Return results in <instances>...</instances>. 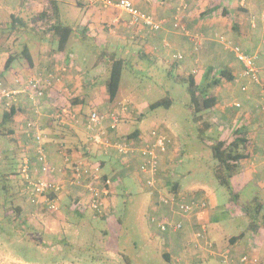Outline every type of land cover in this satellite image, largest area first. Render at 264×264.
<instances>
[{
	"label": "crops",
	"instance_id": "obj_1",
	"mask_svg": "<svg viewBox=\"0 0 264 264\" xmlns=\"http://www.w3.org/2000/svg\"><path fill=\"white\" fill-rule=\"evenodd\" d=\"M58 1L59 3L65 2L67 6L66 9H73V13L76 15V25L73 26L68 24L73 26L74 30L68 38L64 49L57 50V48L53 46L39 44L33 58L28 48L31 57L30 64L25 62V65L21 66V62L17 60L14 61L13 64L18 67V71H16L12 79L7 76L6 70L10 69L12 71L13 69H11V67L13 64L6 70L2 68L8 56L7 50L9 47L7 45L5 46V52H1L0 55L1 77H5L7 79L6 81L11 84H13V79L15 77L22 79L25 75H32L34 73H40L44 77L47 76L45 74H50L53 77L51 86L49 90L46 91L44 98L40 100V104L34 105L27 96H17L18 104L23 110H21L18 116H15L13 121L8 122L9 128L13 130L11 137L18 141L21 152L22 147L29 148L28 152H30V155L28 157L31 159L33 156V142L26 132L25 121L30 118H36L40 122L39 124L42 132L45 134L44 142L49 161L58 169L65 170L68 167L67 162L64 161V154L66 152L58 147L62 143L67 144V142L75 144L78 142V138L85 139L87 136L84 128L85 119L91 111L96 110L93 109L90 112L84 110L86 104L85 98H87L88 92L94 91L97 83L103 80L105 74L107 76L109 73L108 68L104 69L102 66L99 67V69H101L99 71L100 75L95 73L86 76L85 74H89L83 67L86 63V58L83 57V53L79 52V46L75 44L74 48L70 46L69 50H67L68 41L72 36L78 43L84 44L86 39H90L96 47L100 46L104 49L109 48L111 45H113V48L114 46L120 47L130 45L132 54L143 58L150 56L159 59L166 64L168 70L178 68L182 72L179 76L193 74L195 77L200 66L203 64L210 65L211 59H215L218 62L225 60V65L231 69L232 75L234 76L233 80L239 82L241 85V83L244 82V78L241 76L242 65L236 60L233 52L219 44L220 47H216L208 41L210 38L207 37V34L222 33L231 42L241 46L246 53L256 56L259 76L264 82V20L262 19V14H264V0H132L138 8L163 20L164 23L162 28L158 31H150L142 26L132 25L129 21V16L125 12L115 7H104L99 0ZM45 2L46 0H4L2 4H4V10L6 12L8 11V14L14 13L18 15L23 9H30L31 11L35 9V11L37 10L38 12L42 10ZM183 3L186 4V10L177 14L178 18L176 22H178L179 28L175 29L172 21L175 17L176 9ZM219 9L220 12L216 15ZM224 10L230 14L231 19L227 18V15L223 13ZM231 10H236V15L234 14L235 12ZM205 12L209 13L206 14ZM211 12L213 13L212 15ZM61 19L62 22L65 23L63 17ZM50 35L51 34H47L43 37L39 36V38H50L56 43L57 37ZM193 37H198L201 42L197 49L194 47ZM104 52L107 51L101 52L95 61V65L105 60L103 58ZM113 52L116 53L114 50H111L109 53ZM224 52L229 54L228 58H224ZM221 53H223V55ZM178 54L182 56L180 59L176 57ZM22 63H24V61H22ZM100 76L102 77L100 78ZM222 88L223 92L221 93V99L223 101V98L226 99V97L234 96L236 98L232 101L242 103L240 101L242 100L244 102V108L242 110H209L211 117L206 121L211 123V126L217 125V130L219 131L218 138L223 141L226 137V140L229 138L227 140L229 142L235 135V132H243L244 137L247 139L249 154L246 158L238 162V171L232 175V177L234 176L236 180L244 185L248 181L256 183L255 186L258 190L256 194L260 195V197L255 196L249 203L253 201L260 202L262 206L261 210H263L264 87L261 85H251L246 92L241 91L240 87L239 89L236 87L230 89L224 84ZM215 95L217 97V94ZM216 99L217 106L219 104V99L218 97ZM125 100L128 101V99ZM112 102L113 101H109L108 99L102 100L97 111L107 112L110 111V109L117 108L113 107ZM233 102L231 103L233 104ZM26 104L33 110H25ZM235 108L239 109V107ZM137 113L138 110H132V106L129 103V111L122 115L116 130V135L126 136L135 142L145 136L138 129V137L134 138L132 132L137 129L130 131L122 127L129 123L131 118L138 119L141 117ZM56 114H60L61 119L54 117ZM173 144L174 148L179 146L182 147V144L180 145L179 142L175 140ZM181 147H179V149L182 151ZM173 149H171L170 146V152L173 151ZM69 156L73 159L76 158L78 154L70 153ZM166 156H168V158L174 157L173 159L177 158L179 164L178 156L175 157L172 153ZM96 160L99 164L100 172L103 175H107V177L112 180L109 195L113 194L112 196H107V207L104 215L105 218H103L108 226V228L103 231V234L109 238H107L102 246H98V248L106 252L112 251L120 253L121 250L117 246V243L121 237L122 219L116 217V215H119V213L117 214L118 208L115 203L116 189L118 186L125 188V180L127 179H135V177L140 179L139 176H134L136 173V165L139 160L138 158H133L125 162L113 150L104 153L100 149ZM168 162L169 161H166V163ZM177 166L178 165H175L171 172L166 170L162 172L161 178L164 179V186L168 184V179H166L168 177L167 173L176 175L177 169L175 170V168ZM232 191L233 193L239 194V192L233 189ZM199 194L203 193L199 191ZM63 197L64 198L61 196L63 199L62 202H64L61 208L68 209L67 211H71L70 213L74 214L73 219H66L64 227L67 226L68 229L77 227L79 232V222L86 218L85 210H82L81 213L75 211L69 198ZM238 203L241 205L239 201ZM23 207H25L28 212L36 210L33 205L27 202H24ZM208 215L209 208L206 218ZM249 226L248 224L244 233H240L242 236H240V234L236 235L239 236V238L235 236L229 238L228 244L231 248L227 249H230L236 255L250 252L254 254V257L258 258L261 264H264V227L250 228ZM153 227L155 228V226ZM155 231H157L156 228ZM190 232L189 229H186L184 232L174 234L160 233L165 238V250L163 253L168 255V260L174 259L179 264H191L197 260L209 258L205 251H203L201 255L200 252L187 246L186 241ZM245 234L247 236V241L244 242L241 247H234L237 245V240L242 239ZM74 239L78 240V237L75 236ZM64 241L66 242V240ZM213 245L216 248V244L213 243ZM72 246L77 247L78 245L75 243H65V247L68 250ZM6 259L7 256H1L0 264H9L6 262Z\"/></svg>",
	"mask_w": 264,
	"mask_h": 264
},
{
	"label": "rangeland",
	"instance_id": "obj_2",
	"mask_svg": "<svg viewBox=\"0 0 264 264\" xmlns=\"http://www.w3.org/2000/svg\"><path fill=\"white\" fill-rule=\"evenodd\" d=\"M0 2V21H3L7 18L8 11L4 10V4H2L4 0ZM66 8V3L61 2V18L63 17L66 24L75 26L76 15L73 13V9ZM231 11L235 12L234 14L236 15V10ZM36 12L37 10L35 11V9L34 11L23 9L18 15L29 19ZM219 12L220 9L216 15ZM205 13L208 14L209 12ZM212 34H207V37L210 38L208 41L216 47H220L219 45L224 47L216 36ZM23 44L28 45L33 58L39 44L53 46L54 48L57 46V42L55 43L53 39H41L37 33L31 30L20 32L2 31L0 33V55L1 52H5L6 45L9 47L7 51L18 52ZM75 44L79 46V52L83 53V57L86 58V63L83 65L84 69L89 73L85 74L86 76L95 73L100 75L99 71L101 69L99 67L108 68L106 58L95 65V61L102 51L109 53L114 50L117 55L126 60L118 92L112 105L113 107H118L123 100L128 99L132 110H138L137 114L141 117L138 119L131 118L129 123L122 126L123 129L130 131L139 129L147 136L150 128L157 126L164 129L170 138H174L176 142H179L180 145L182 144V147L179 146L182 151L178 147L179 164L177 160L176 165L178 166L175 168V170L177 169V174H171V176L170 173H167V183L177 181L179 183V192L199 190L204 194L209 205V215L206 218V235L212 243L216 244L217 250L221 251L231 248L228 244L229 238L242 232L244 233L249 224V219L238 201L240 203H249L255 196L260 197V195L256 194L258 191L255 186L256 183L248 181L244 185L233 176L230 184L233 190L239 192L238 200L233 191L219 183L214 176L213 168L218 162L212 156L209 143L211 137H219V131L216 124L212 125L202 135L205 140L200 138L198 125L192 121L188 110L190 94L187 90V84L178 80V76L182 72L178 68L168 70L166 64L154 57L143 58L132 54L130 45L114 46V48L111 45L109 48L104 49L100 46L96 47L90 39H86L84 44L78 43L72 36L68 41L67 50H69L70 46L74 48ZM221 54L223 55V53ZM228 57L229 54L224 52V58ZM19 62L22 63V60ZM208 66L212 67L213 74H216L224 67L229 68L225 65V60L218 62L215 59H211L210 65H201L199 71L195 74V79L200 85L206 83L205 70ZM11 69L13 70H6L10 79L14 77L18 67L13 64ZM107 76L105 74L103 80L97 83L93 92L87 93L84 110L89 112L93 109L97 110L102 100L109 99L105 86ZM3 78L7 83V79ZM23 78L25 79V76ZM223 84L230 89H233V87L239 89L240 87L239 82L234 80L229 82L225 78L216 87H210L208 93L210 95L217 94L219 104L209 110H242L244 108L242 100L239 99L242 103L237 109L231 105L232 100L236 97L229 96L226 99L223 98L224 101L221 99ZM261 85L264 87L263 81ZM166 94H169L173 99L172 104L168 108L160 106L150 109L149 105L152 102L164 97ZM237 97L239 98L238 95ZM38 109L40 110L39 107ZM25 110L33 109L26 104ZM209 110L202 112L203 121L211 117ZM6 124L5 126H8ZM227 140L226 142H228ZM12 146L14 147L9 137L1 135L0 111V260L1 256H7L6 262L9 264H129V262L131 264H179L174 259L167 260L163 256L165 238L155 231V228L149 222L148 218L153 197L143 186L140 177V179L136 177L135 179H127L125 180V188L118 186L116 189L115 203L118 208L117 214L119 213L116 217L122 219L121 237L117 243L121 250L120 253L106 252L98 248L109 238L103 234V231L108 226L103 219L105 217L96 216L90 208L85 210L86 218L79 222V232L77 227L73 229H68L67 226L64 227L66 219H73L74 217V214L70 213L71 211H67L68 209L59 208L56 212H50L42 206H34L37 208L31 212L26 211L25 207H23L21 214L14 211L15 206L20 204L24 206L25 202L20 195L19 174H15L14 178L8 181L10 193L8 191L7 202L2 205L6 198V192L2 189L3 184H5L4 175H11L12 168H14L13 164L11 165L12 162L4 160V155L6 154H3V152L7 151V155H11ZM16 149L18 150L17 147ZM29 153L27 152L28 155L25 153L23 156H29ZM19 158H22V156ZM15 161H18V158ZM134 176H138V174L135 173ZM162 180L164 181L163 178ZM168 188V186H163L162 192L167 193L169 191ZM110 195L112 196L113 194ZM262 213L264 214V209ZM75 236L78 237V240L74 239ZM64 240L67 243H75L78 246H72L68 250L65 247L66 242ZM246 241L247 236L245 234L242 239L237 240V245L234 247H241ZM191 264L223 263L217 257H209L197 260Z\"/></svg>",
	"mask_w": 264,
	"mask_h": 264
},
{
	"label": "built area",
	"instance_id": "obj_3",
	"mask_svg": "<svg viewBox=\"0 0 264 264\" xmlns=\"http://www.w3.org/2000/svg\"><path fill=\"white\" fill-rule=\"evenodd\" d=\"M2 1V0H0ZM104 7H115L129 16L132 25L142 26L150 31H158L162 28L163 20L153 14L138 8L132 0H99ZM153 1V0H149ZM186 10V4H181L176 9L172 21L175 29L179 28L177 14ZM181 16V15H180ZM264 20V14H262ZM216 38L225 48L233 52L236 60L242 65L241 76L244 82L240 89L246 92L251 85H261L259 69L256 65V56L246 53L241 46L231 42L222 33H215ZM195 49L200 46L198 37H193ZM177 59L182 56L178 54ZM53 77L47 74L44 77L40 73H34L24 78H14L13 85L5 83L0 78V101L6 98V106L18 100L17 95L28 93V97L35 105L43 96V90L51 86ZM234 107H240L239 102H233ZM129 111V102L123 101L117 108L107 112L91 111L84 122V128L92 143L101 151L108 153L113 150L125 162L138 158L136 173L141 178L143 186L151 193V212L149 222L155 226L159 233L174 234L189 229L186 244L201 255L205 251L209 257H217L223 264H261L258 258L250 252L234 254L230 249L217 250L206 235V215L208 201L199 190L192 192H162L164 184L161 178L165 170L171 172L177 162V158H168L169 153L178 156V147L174 148L173 138H170L164 129L153 126L148 135L135 142L126 136L116 135L118 124L123 114ZM54 117L61 119L60 114ZM25 129L33 140V159L24 157L19 167L21 178V192L28 204L42 206L50 212H56L60 205V194L74 193L72 196L73 207L82 209L90 208L98 216L105 213L106 199L110 193L112 180L107 177L102 179L99 164L80 160L69 169H58L48 159L44 146L45 134L42 132L39 121L31 118L25 123ZM172 143V144H171ZM170 146L173 151L170 152ZM64 161L69 158L64 155ZM166 161H169L166 163ZM70 174H68V173ZM52 194V195H51ZM251 251V250H250ZM253 251V250H252ZM201 257V256H199Z\"/></svg>",
	"mask_w": 264,
	"mask_h": 264
},
{
	"label": "trees",
	"instance_id": "obj_4",
	"mask_svg": "<svg viewBox=\"0 0 264 264\" xmlns=\"http://www.w3.org/2000/svg\"><path fill=\"white\" fill-rule=\"evenodd\" d=\"M223 13L227 15V18L231 19L230 14L227 13L225 10L223 11ZM60 15H61V10H60L59 1L58 0H46L45 5L43 6L42 10H40L38 13L36 12V14H34V16H31L29 19L22 17L20 15L13 14V13L8 14L6 19H4L3 21H0V33L2 31H17V32L19 31L20 32V31H30L31 30L32 32L37 33L40 37H43L47 34H51L50 36L57 37V46H56L57 50H62L65 48L67 44V40L72 34L74 28L73 26L63 23ZM103 58H106V61L108 63V71H109L108 77L105 81V86H106L108 98H109L108 100L113 101L117 94L118 88H119L121 74L126 64V60L114 52L113 53L104 52ZM16 60L24 61L23 65H25V62L30 64L31 57L29 54L27 44H23L22 48L18 52L8 51V56L6 57L2 68L5 70L8 69ZM205 75H206L205 77H207V80L204 85L198 84L193 74L178 76V80L185 82L187 84V90L190 94V102L188 104V110L190 111V116H191L192 121L198 125L199 136L202 140H205V138L202 136L204 131L211 127V123H209L208 121L202 120V112L205 110L213 109L217 103L216 95L215 94L210 95L208 93L210 87H216L217 85H219L223 78H225L228 81H232L234 79V76L232 75L231 70H229V68H226V67L222 68L216 74H213L212 67L208 66L205 70ZM26 77H28V75L27 76L25 75V78ZM1 79H3L5 82V79L3 77H1ZM7 83L11 85V83L9 82ZM49 87L46 86L44 88L43 96L38 99V103L40 102L41 99L44 98L46 91L49 90ZM19 95L27 96V98L29 99L28 97L29 95L27 92L20 93L17 96ZM6 101L7 99L4 97L1 98V101H0L1 135L5 137H9V140L14 145V147L12 146L11 148V151H12L11 155H7V151H4L3 154H6L4 155V160L5 161L9 160V162H12L11 165L13 164L14 168H12L11 175H8V174L4 175L5 182L4 181L3 182L5 184H3L2 189L3 191L6 192L5 194L6 198L4 202L2 203V205H5L4 203L7 202L8 191H9L8 181L11 180V178H14L15 174H19L18 168L23 163V159H24L23 155L27 153L29 150V148L27 147L25 148L22 147V152H21L20 144L15 138L11 137V134H13V130L9 128V126H5V123L8 124V122L13 121L15 119V116H18L21 113V110L23 109H21V107L19 106L18 100L16 102L11 103L9 106H6V103H5ZM172 101H173L172 97L169 94H166L164 97L159 98L155 100L154 102H152L149 105V107L150 109H154L160 106L168 108L172 104ZM28 120L29 119H27L25 123ZM138 132H139L138 129L134 130V132H132V136H134V138L138 137L137 136ZM44 146L46 150L45 142H44ZM209 146H210L213 158L218 162L217 165L213 168L214 176L217 178L219 183L225 185L228 189L232 191V187L230 184L231 177L238 171V167H239L238 162L246 158L249 154V151L247 148V139L244 137L243 132L237 131L235 132V135L229 142L220 140L217 136L211 137ZM16 147L18 148V150L16 149ZM59 149H62L64 152H66L67 154L65 153L64 155H66L69 158V161L67 162L68 167L65 169L68 172H69V169L75 164H77V162L80 160L96 162L97 161L96 159L98 158V154H99V148L90 141L88 135L85 137V139L78 138V142H76L75 144L68 143V142L67 144L62 143L59 146ZM33 152H34V147L32 143V153ZM46 153H47V150H46ZM70 153L71 154L77 153L78 156L76 158L71 159L69 156ZM20 156H22V158H19ZM17 158H18V161H15ZM29 159L31 158L29 157ZM32 159H33V156H32ZM16 165L17 166L19 165V167L17 168ZM105 178H107V175L102 174V179H105ZM19 180L20 182L18 183L20 186L21 185L20 175H19ZM166 186L169 187L168 192L171 191V192L176 193L177 190L179 189L178 182L168 183ZM19 190H20V195L23 197V194L21 192V186ZM197 193L199 194V192ZM73 194L74 193H72V191L69 193L67 192V190H64L60 194V205H59L60 207L59 208L63 206V203H64L62 202L63 201L62 198H64L63 196L65 197L68 196L69 201L72 205ZM234 195L239 200L238 194L234 193ZM9 197H11V195H9ZM23 199L26 202V199L24 197ZM240 207L245 210L248 216L250 228L264 227V214H262V210H261L262 206L260 202L253 201L251 203H241ZM73 208L75 211H78L79 213H81L82 210L88 209V208L79 209L76 207H73ZM14 211H16L18 214H21L23 211V206L21 204L18 206H15ZM95 215L98 216L96 213ZM104 215L105 213L103 215H100L99 217H102V216L104 217ZM240 236H242V234H240ZM235 237L239 238V236H235ZM163 256L165 259L168 260V255L166 253H163ZM129 264L131 263L129 262Z\"/></svg>",
	"mask_w": 264,
	"mask_h": 264
},
{
	"label": "clouds",
	"instance_id": "obj_5",
	"mask_svg": "<svg viewBox=\"0 0 264 264\" xmlns=\"http://www.w3.org/2000/svg\"><path fill=\"white\" fill-rule=\"evenodd\" d=\"M262 86V85H261Z\"/></svg>",
	"mask_w": 264,
	"mask_h": 264
}]
</instances>
